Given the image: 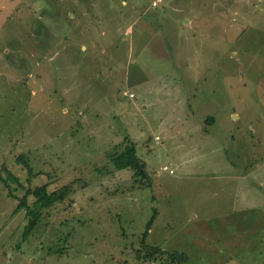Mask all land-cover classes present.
<instances>
[{"label": "rangeland", "instance_id": "374dc122", "mask_svg": "<svg viewBox=\"0 0 264 264\" xmlns=\"http://www.w3.org/2000/svg\"><path fill=\"white\" fill-rule=\"evenodd\" d=\"M153 1L0 0V264H264V0Z\"/></svg>", "mask_w": 264, "mask_h": 264}, {"label": "trees", "instance_id": "16d2710c", "mask_svg": "<svg viewBox=\"0 0 264 264\" xmlns=\"http://www.w3.org/2000/svg\"><path fill=\"white\" fill-rule=\"evenodd\" d=\"M209 121L212 122L213 117H208L206 119V122ZM110 161L114 166V168L117 170L130 169L133 172V176L135 180L144 181L146 179H149L148 174L145 170V163L141 161L136 154L135 143L128 138L125 139L119 150L110 154ZM46 187L47 186L44 184L39 187H35L32 190H28L20 200L19 207L26 209L25 211L28 216L27 223L25 224L22 232L23 239L28 237L32 233L34 228L38 225L42 210L52 206L53 203L58 199L56 193L55 192L48 193ZM29 195H32L34 198L31 204H29L27 200V197ZM34 208H37V210H35ZM155 214L156 212L154 211L152 217H150V219L147 221L145 225V230L142 233V238H141L142 244H144L145 238L149 233ZM49 251L52 253L59 254L60 248L55 249L53 247H49ZM166 253H167L166 258L163 259L165 264H184L187 260V257L183 253H179V252H166Z\"/></svg>", "mask_w": 264, "mask_h": 264}, {"label": "built area", "instance_id": "2783aa9c", "mask_svg": "<svg viewBox=\"0 0 264 264\" xmlns=\"http://www.w3.org/2000/svg\"><path fill=\"white\" fill-rule=\"evenodd\" d=\"M159 2H160V0H154L152 2V6H156ZM164 169H166V168L164 167Z\"/></svg>", "mask_w": 264, "mask_h": 264}]
</instances>
